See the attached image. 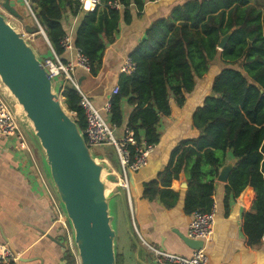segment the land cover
Returning <instances> with one entry per match:
<instances>
[{"label": "trees", "instance_id": "1", "mask_svg": "<svg viewBox=\"0 0 264 264\" xmlns=\"http://www.w3.org/2000/svg\"><path fill=\"white\" fill-rule=\"evenodd\" d=\"M107 1L112 0H103L102 6L90 12H80L77 0L29 3L63 62L60 41L67 32L63 15L66 11L78 15L73 41L90 61L88 74L95 76L103 65L105 39H112L121 18L124 23L131 21V2L138 9L143 5V0H117L121 6L115 9L107 7ZM18 13L24 27L38 32L33 17L21 10ZM228 33L225 46L218 50L220 38ZM129 57L135 69L130 75L119 74L118 92L110 97L109 120L112 125H122L121 101L127 99L132 111L126 126L136 140L143 136L154 144L160 138L158 122L171 115L170 100L182 106L196 80L206 77L209 65L217 60L224 63L211 80L210 93L192 112L191 127L197 134L182 139L170 151L157 178L143 184L142 196L173 205L177 193L167 188L184 174V212L209 211L214 179L231 152L234 165L224 186V202L230 195L246 194L249 205L242 213V231L247 246L259 245L264 238V9L249 0H186L174 5L168 15L153 20ZM60 94L83 130L85 118L76 89L66 83ZM101 154L95 155L106 157ZM167 195L172 203L165 200ZM130 247L135 249L133 243ZM115 252L116 264H125L116 243ZM73 257L68 264H75Z\"/></svg>", "mask_w": 264, "mask_h": 264}, {"label": "crops", "instance_id": "2", "mask_svg": "<svg viewBox=\"0 0 264 264\" xmlns=\"http://www.w3.org/2000/svg\"><path fill=\"white\" fill-rule=\"evenodd\" d=\"M184 1L186 0H143L141 9L131 2L129 6L131 21L124 23L121 18L117 29L113 32L112 39H105L104 60L98 74L90 76L88 72L79 68L74 71V77L81 90L90 98L95 107L102 108L112 96V88L117 86L121 62L129 56V53L144 37L151 22L168 15L174 5ZM9 2L15 8L14 2L12 0ZM249 2L261 10L264 9V0H249ZM15 10L18 12L16 8ZM1 13L10 16L3 6ZM78 20V15L73 16L69 11L64 12L62 22L65 30L71 32L72 36ZM218 50L221 49L218 48ZM48 56L50 53L46 57ZM61 58L68 61L71 55L63 51ZM217 62L220 61L217 60ZM220 63L224 66V63ZM213 64L209 65L206 77L203 79L204 86H199L197 79L194 90L186 95V101L182 106H177L173 100H170L171 115L161 118L157 124L160 138L150 156L149 164L140 171L131 173L132 212L127 202L126 207L131 215L132 229L141 247L137 255L135 250L132 254L130 252V261L124 253L128 264H154L151 255L144 250L142 242L183 256H190L192 252V249L179 236L180 234L186 236L190 220V213L186 214L183 209L187 187L185 175L181 174L179 182L173 181L167 188L177 193L175 203L171 206L166 205L160 198L153 201L146 200L142 196L143 184L157 178L158 173L168 161L170 151L179 141L197 134L191 127V115L196 106L201 104L205 95L210 93L211 80L220 71L221 67L215 68ZM9 102L13 106L11 100ZM13 108L15 110L14 106ZM121 110L122 125H114L118 136L122 135L123 127L127 125L128 116L132 111V106L128 104L127 99L121 101ZM103 115L109 120V115ZM17 122L29 151L21 150L14 138L0 135V239L8 243L19 254V264H68L73 255L65 246V236L61 226L52 222L53 212L50 198L38 185L34 173L40 166L45 173V176L42 175L46 184L49 186L47 167L42 153L32 133L18 120ZM104 149L96 150L101 154ZM34 153L37 155L39 166L34 159ZM113 158L117 163L115 155ZM227 162H230L233 167L234 159H232L231 152L227 153L224 164ZM112 168L116 172L119 171V166L118 170L113 165ZM216 178L212 195L215 211L213 234L203 246L208 255V264H264V238L259 245L251 248L247 246L242 231V213L249 205L246 194L243 193L238 197L230 195L225 203L224 186L227 181L220 182ZM165 200L169 203L173 201L168 195ZM59 207L62 210L61 204ZM127 241L131 245L130 237ZM126 248L129 249L128 246ZM75 264H77L76 260Z\"/></svg>", "mask_w": 264, "mask_h": 264}, {"label": "water", "instance_id": "3", "mask_svg": "<svg viewBox=\"0 0 264 264\" xmlns=\"http://www.w3.org/2000/svg\"><path fill=\"white\" fill-rule=\"evenodd\" d=\"M0 3L10 15L19 18V13L9 0H0ZM24 29L29 34L35 33V28ZM40 34L50 46L45 33ZM229 35L220 38L217 48L223 49ZM0 94L11 105L17 120L32 133L40 148L70 229L77 263L116 264V232L111 213L115 198L121 202L127 231L137 255L141 243L128 218L122 190L119 187L111 189L114 174L87 146L76 118L71 116L64 101H61L43 59L1 12ZM231 169L230 162L223 164L216 179L226 182ZM131 176L130 173V183ZM179 236L192 250L203 247L202 240L183 234Z\"/></svg>", "mask_w": 264, "mask_h": 264}, {"label": "built area", "instance_id": "4", "mask_svg": "<svg viewBox=\"0 0 264 264\" xmlns=\"http://www.w3.org/2000/svg\"><path fill=\"white\" fill-rule=\"evenodd\" d=\"M25 6H27L29 12L34 18L38 30L44 32L38 24L29 0H23ZM79 4V11L90 12L97 7L102 6L103 0H77ZM109 8H120V3L117 0L107 1L106 4ZM2 5L0 3V12ZM25 33H22L24 36ZM60 46L63 51L68 52L71 58L63 62L54 52L51 46L48 48L51 51V55L43 58L47 70L49 71L53 84L61 93L62 87L66 83L72 84L76 89L79 96L78 104L81 107L84 118L85 126L81 130L82 135L85 138L87 146L95 153V148L100 146H111L114 150V155L117 160L119 171L116 172L108 158L100 157L115 176V181L111 183V189L115 190L119 187L127 199L128 206L132 212L131 205V191L129 174L136 173L145 168L149 164L150 156L155 148L154 143H148L142 136L139 140H136L134 133L127 126L123 127L121 136L116 134V128L110 123L103 114L109 115L110 113V99H108L102 108H97L92 103L90 98L81 90L78 82L74 77V71L79 68L85 72H88L91 64L86 55L82 52L81 48L76 46L73 41L71 32H66L60 41ZM135 69V63L129 56H126L120 64V73L130 75ZM118 92V87L112 88V95ZM61 95V94H60ZM75 116V113H73ZM0 135L6 138H14L18 143L21 150L29 151L27 142L25 141L22 132L20 131L17 118L11 110L10 106L0 94ZM38 185L46 192L50 198L51 208L53 212V224L61 226L62 232L65 236V246L71 251L77 262L76 249L73 244L70 230L68 228L66 217L58 207L55 201L51 199V195L46 184V180L40 174L36 168L34 171ZM215 211L212 207L209 211L194 210L190 213V220L187 226L186 236L191 239H198L203 241V246L207 243L213 234ZM145 250L151 255V259L154 264H208V255L204 250V247L196 250H192L190 256H183L176 253L166 251L165 249L154 247L153 245L142 242ZM19 254L16 253L8 243L0 239V264H19ZM78 264V263H77Z\"/></svg>", "mask_w": 264, "mask_h": 264}, {"label": "rangeland", "instance_id": "5", "mask_svg": "<svg viewBox=\"0 0 264 264\" xmlns=\"http://www.w3.org/2000/svg\"><path fill=\"white\" fill-rule=\"evenodd\" d=\"M12 1L14 2L15 8L18 11L21 10L25 15H30L32 17V15L29 12L27 6H25L23 0H12ZM7 19L15 27L16 30H18V31H20L22 33H25L24 37L27 39V41L29 43L32 44V46L36 49V51L38 52V54L40 55L41 58L42 57L45 58L47 56V54L49 55V53L51 55V51L48 48V44H47V42L45 41V39L43 38V36L40 33H37V32H35L33 34L32 33H30V34L27 33L25 31V29H24V24L19 20V18L17 19L15 17L11 16V15L10 16L7 15ZM32 19L34 20V18H32ZM34 22H35V20H34ZM213 66L215 68L222 67L220 62H215L213 64ZM198 83H199V86L203 87L204 86L203 78L202 79H198ZM60 99H61V101L63 100L61 95H60ZM71 116L75 117L74 114H72V112H71ZM98 148H105L104 151H102V152L106 155V157L108 158V161L110 162V164L112 163L114 168L118 170V165H117V163L115 162V160H114V158L112 156L113 154H115L114 150L110 146H104V147L100 146V147L95 148V154L98 153L97 150H96ZM34 159L36 161V164H38V166H39L36 153H34ZM38 169H40L39 171H40L41 175L45 174L40 166L38 167ZM46 172H47V179H48V183H49L48 184L49 185L48 186V190H49V193L51 195V199L53 201H55L56 204L59 207V204H58L59 200H58V197H57V195H56V193H55V191H54V189L52 187V183H51V179H50V175H49V170H47ZM104 178H105V176H104ZM126 202H127V200L125 199V203ZM111 213L113 215V226H114V229H115V232H116V241H115L116 247H117L118 252L123 254L124 263L128 264V259L130 261V258H131L130 257V252L132 254L133 251H132V249L130 247L131 246L130 243H128V241H127L129 239V234H128L127 227H126L125 216H124V212L122 210L121 202L120 201L117 202V198H115V202H113L111 204ZM127 215H128L129 220H130L131 219L130 218L131 215L129 213H127ZM126 246H128L129 249H127ZM124 253L127 255L128 259L125 257Z\"/></svg>", "mask_w": 264, "mask_h": 264}, {"label": "bare ground", "instance_id": "6", "mask_svg": "<svg viewBox=\"0 0 264 264\" xmlns=\"http://www.w3.org/2000/svg\"><path fill=\"white\" fill-rule=\"evenodd\" d=\"M12 25V24H11ZM13 26V25H12Z\"/></svg>", "mask_w": 264, "mask_h": 264}]
</instances>
